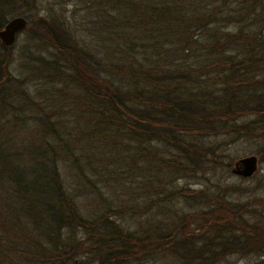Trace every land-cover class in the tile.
<instances>
[{"label": "trees", "instance_id": "obj_1", "mask_svg": "<svg viewBox=\"0 0 264 264\" xmlns=\"http://www.w3.org/2000/svg\"><path fill=\"white\" fill-rule=\"evenodd\" d=\"M78 1L90 44L49 8L22 72L0 43V264L264 252V215L175 183L221 163L211 138L264 135V0ZM20 7L0 0V28Z\"/></svg>", "mask_w": 264, "mask_h": 264}, {"label": "rangeland", "instance_id": "obj_2", "mask_svg": "<svg viewBox=\"0 0 264 264\" xmlns=\"http://www.w3.org/2000/svg\"><path fill=\"white\" fill-rule=\"evenodd\" d=\"M35 7L32 9L18 8L23 10L26 18L35 15L46 14V9L54 11L57 16L67 23L68 28L79 39L82 44H90L92 33L87 29L88 19L90 15L86 14V7L82 1L78 0H34ZM24 33H20L12 46L13 60L9 64V69L12 73L22 72L24 62L26 64L27 50L25 46ZM26 47V48H25ZM41 53L46 52L44 49L38 50ZM37 79L33 78L30 83L36 82ZM29 83V84H30ZM212 142L218 143L220 152L221 163L223 161H232L236 157L254 153L258 157L257 169L249 177H242L230 171V168L225 167L219 163L214 168L205 170L204 172H197L195 175H188L176 179V185H186L191 187H207L209 191L226 190L225 195L232 204L243 203L246 213L244 218L250 221H259L264 215V135L262 136H249V137H236L219 135L211 138ZM65 172L64 168H61ZM67 183L72 182L69 173H63ZM127 183V181H124ZM132 186L136 185L135 182L131 183ZM117 192H121V187H116ZM171 209L180 208L187 209L186 205L182 202L172 204ZM120 220L125 224L130 225V220L127 217H120ZM179 261L173 255L160 254L150 256L145 259L142 264H178ZM141 263V261H140ZM82 264H100L98 258L90 260ZM214 264H264V252L257 253L256 251L239 252L231 251L222 255Z\"/></svg>", "mask_w": 264, "mask_h": 264}, {"label": "water", "instance_id": "obj_3", "mask_svg": "<svg viewBox=\"0 0 264 264\" xmlns=\"http://www.w3.org/2000/svg\"><path fill=\"white\" fill-rule=\"evenodd\" d=\"M27 19L21 14L10 16L0 28V43L3 46H12L18 34L26 27ZM258 157L254 153L245 154L232 160L230 171L242 176L249 177L257 169Z\"/></svg>", "mask_w": 264, "mask_h": 264}]
</instances>
